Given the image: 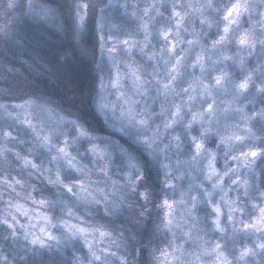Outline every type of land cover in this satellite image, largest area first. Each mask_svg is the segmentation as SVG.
Masks as SVG:
<instances>
[{
	"label": "snow or ice",
	"instance_id": "obj_1",
	"mask_svg": "<svg viewBox=\"0 0 264 264\" xmlns=\"http://www.w3.org/2000/svg\"><path fill=\"white\" fill-rule=\"evenodd\" d=\"M170 6L165 20V0L148 6L138 0H24L22 5L8 0L11 12L25 11L22 20L0 28V56L6 58L12 48L29 50L28 21L58 32L66 31V21L76 59L97 74L95 109L129 140L121 144L101 136L83 114L65 116L38 94L22 103H0V158L14 160L24 177L9 179L10 171H0V183L11 193L19 187L17 195L38 206L6 202L0 228L12 251L0 250V264H144L146 258L152 264H264V0H230L219 19L210 14L213 0L181 5L191 9L184 14L177 3ZM193 13L199 31L194 21L186 26ZM254 13L259 19L253 22ZM245 16L252 22L249 29L243 27ZM156 17L171 26L154 33ZM213 29L214 39L208 37ZM89 40L91 47L81 44ZM251 58L255 67H249ZM57 63L75 66L71 56L58 55ZM104 69L106 80L100 75ZM17 92L27 94L21 85L0 89V96ZM117 108L118 124L109 115ZM220 153L223 170L217 167ZM150 164L164 185L156 191L168 195L155 212L159 243L149 238L145 244L153 213L137 211L149 199L138 189ZM33 177L49 187L50 198L36 199V185L25 187L24 180ZM2 197L0 192V202ZM209 233L220 239H209ZM248 237H255L251 246L244 243Z\"/></svg>",
	"mask_w": 264,
	"mask_h": 264
},
{
	"label": "rangeland",
	"instance_id": "obj_2",
	"mask_svg": "<svg viewBox=\"0 0 264 264\" xmlns=\"http://www.w3.org/2000/svg\"><path fill=\"white\" fill-rule=\"evenodd\" d=\"M36 2L37 3H44V2H46V0H36ZM63 2H64V0H57V3L63 4ZM86 2H87V0H86ZM138 2L142 6H148L153 2V0H138ZM172 2L177 3V10L181 11L182 14H184L185 12H191V9L181 7V5H185L189 2H191L193 4V6H199V5L204 3V0H165L166 7L161 8V11L164 12V19L165 20L171 14V6L170 5ZM213 2H214V4H217V0H213ZM17 3L22 5L24 3V0H17ZM7 4H8V0H0V28L10 27L12 21H15L17 19L22 20V18H23V13L25 11V9L23 7H18L14 12H11L7 8ZM262 10H264V9H262ZM209 12H211V10H209ZM209 12H206L205 15H209ZM197 15L198 14L193 13L190 17H187L186 18V26H188L189 22L194 21L196 30L199 31L200 25H199V21L196 19ZM211 17H214L215 19H219V16L215 13H212ZM257 19H259V17L256 16V14L254 13L253 14V22ZM160 20H161L160 17H156V21H158V22L155 24V26L153 28L154 33H155L156 29H162V28L171 26V25L166 24V23H160L159 22ZM251 23L252 22H249L247 17L245 16L244 22H243V27L245 29H249L251 27ZM64 24H65V29H66L65 32H58L55 28L37 25V24H34L32 21H28L27 28L45 30L50 35H55L56 39H58L62 36V38L58 39V40H59V42H60V40H62L64 42V44L67 46V49L65 50V53H63V55H64V57L71 56L73 58L75 56L74 53L77 51V49L74 47L73 36L71 33V27L68 25V23L66 21L64 22ZM191 30H192V28H191V26H189V33L191 32ZM208 37L213 38V39L216 38L215 29L211 30L208 33ZM208 37L202 38L205 43H208ZM137 38L142 39V37H137ZM187 38L191 39L192 37H191V35H187ZM153 43L154 44L158 43V40L154 39ZM81 44L86 46L87 43L85 44V41H81ZM3 47H4V45H3L2 41H0V48H3ZM87 47H89L88 44H87ZM234 51H235L234 47L229 49V54H231ZM9 52L12 53L13 50L9 49L8 54H7L8 58L11 55ZM6 58L4 56H0V89L8 88L10 91H15L18 87H20L22 85L28 96H30L32 94L40 93V91H39L40 88L38 86L36 87V85L39 83L40 80L38 78H37V80H35L33 78V75H32L33 72L37 71V68L35 66L29 67L25 63V61H23L24 63H22V66L25 65L30 70L31 73H28V72H25V73L22 72L21 73L20 70L17 71L16 69L14 70L11 67V64H12L11 62H10V65H8ZM122 59H127V58L122 57ZM135 59L137 61H141V57H140L139 53L135 54ZM248 63H249V67H255V58L249 59ZM9 69H11V71H9ZM120 70L121 71L124 70L123 65H120ZM149 71H150V69H149ZM230 71L235 72L237 78L240 77L239 69L232 67V68H230ZM5 74H11V79H8L9 76L7 75V77H6ZM12 74H14V75H12ZM196 75H199L198 71H197ZM54 83L55 82L53 80V84ZM125 83H127V81ZM185 86H187V85H185ZM109 91H113V90L109 89ZM19 95H24V94L17 92L15 94V96H11V97L0 96V103H9V102H11V103H22L24 99H28V98L18 99V98H20ZM109 99L115 100L116 97L112 96V97H109ZM47 100L51 103L52 107L60 110L65 116H69V113H72L73 115L70 118H73V119L76 118L75 114H77V113L83 114V111L85 112L87 110V106H86L87 103L83 102V100L80 101L77 98L75 100L74 95H72V97H70V98H64L63 100H61V103H63V105H57L56 102L51 98L47 99ZM247 110L249 112H251L252 111V105H249ZM93 113H95V115H97V121L98 122H95V123H97V126H94L93 124H89L87 122L89 128L95 130L98 134H100L103 137L111 136L115 141H117L118 143H121V144H123V143H125V141L129 140V137H127L126 135L117 132L115 128L109 127L107 120L96 109ZM109 115L111 116L112 121L118 124V117L120 115L119 109L117 108V110L115 111V115H112L111 113ZM231 122L232 121H229V123H231ZM235 123H241V122L238 119H236ZM242 126L243 125L241 124V127ZM96 127H98V128H96ZM180 131L181 130L178 128L177 132L179 133ZM193 134L196 135L198 133L196 131H194ZM13 135H16V132H13ZM183 139L185 142V148H187L190 144V141H189L187 136H184ZM212 140L215 141L216 138L213 137ZM209 147H212L215 150V144L214 143L209 142ZM17 150L19 151L20 149L18 148ZM145 154H147V153H145ZM180 159H186V157L182 156V157H180ZM223 160H224L223 154L222 153L218 154L217 167L220 168L221 170H223ZM83 162L88 163L87 159H85ZM37 163H39V161H37ZM259 163L260 162H258V164ZM151 169H155V172L153 174L156 177V179L158 180L159 173H158L157 169L152 165H151ZM151 169H150V171H151ZM0 171H10L11 175L8 177L9 179H12L13 177H15L16 179H24V177L20 175V172H21L20 166L18 164H16L14 162V160H12L11 158H9L7 162H4L2 160V158H0ZM24 171H27V170H24ZM47 175H48V173H45V176H47ZM96 176H97V174L93 173L94 179L96 178ZM40 182L42 183V187H41ZM24 183H25V187L27 186L28 183H32V184L36 185L37 192L33 193V195L36 197V199H40L41 194L45 197L50 198V196L48 194V192H50V189L41 179L33 177L31 180L25 179ZM38 190L40 192H38ZM0 192H3V197H2L3 202H0V214L5 212L6 202L9 199L19 200V202L26 204V206L30 209H37L38 208V206L33 205L30 200H25L23 194L17 195V193L21 192V189L19 187H17L16 193H11L10 189H7L2 183H0ZM9 193H11V195H9ZM233 195H235V194L233 193ZM38 210L40 212L47 213L48 215H58L59 214L58 212L54 213L52 210L47 209V208H39ZM19 219H20L21 223H25V224L28 223L27 218H25L23 216H20ZM94 220L99 221L100 223L108 224V221L105 219H101L100 216H96L94 218ZM32 222L38 223V221H35V220ZM53 222H55V221H53ZM237 227L239 228L240 226L237 225ZM149 238L154 239V241L156 243H159L158 238H154V237L144 238L143 242H147V240ZM208 238L209 239H220L218 235L213 236L212 233H209ZM254 239H255V237H248L247 239L244 240V243L248 244V246H251V241ZM138 242H141L140 238L137 239V243ZM221 243H224V241L221 240ZM237 243L239 244L240 242L237 241Z\"/></svg>",
	"mask_w": 264,
	"mask_h": 264
},
{
	"label": "trees",
	"instance_id": "obj_3",
	"mask_svg": "<svg viewBox=\"0 0 264 264\" xmlns=\"http://www.w3.org/2000/svg\"><path fill=\"white\" fill-rule=\"evenodd\" d=\"M40 30L25 28L29 41V50L25 52L15 48L10 49L13 50V52H9L11 55L9 58H6L7 60L5 59L8 62L7 64L10 65L11 62V67L17 71L20 70L21 73H31L25 65L22 66V63H24L23 61H25L29 67L35 66L37 71L32 73L33 78L35 80H37V78L40 80L36 85V87L38 86L40 88V93L36 94L44 98L46 97V99H53L57 105H63L61 100L70 98L72 95L75 96V100L77 98L85 102L90 81V69L92 66L82 60H77L75 56L72 58L75 65L74 67H66L58 64L57 56L64 57L63 53H65L67 49L64 42L62 40L59 42L58 40L61 39L62 36L56 39L55 35H50L47 31ZM86 43L89 47L92 46L90 40L85 42V44ZM5 75L6 77L8 75V79H11V74ZM53 80L55 82L54 84ZM19 96L20 98L18 99L29 98L27 94ZM86 106L87 110L85 112L83 111V115L86 117L89 124L97 126V123H95L98 122L97 115L93 113L87 104ZM40 184L42 187L41 182ZM38 192L40 191L38 190ZM48 194L50 196V192H48ZM6 236L7 233L3 228H0V250H3L4 254L8 255L12 251V245L10 241L4 239ZM9 258L11 259V256H9Z\"/></svg>",
	"mask_w": 264,
	"mask_h": 264
},
{
	"label": "clouds",
	"instance_id": "obj_4",
	"mask_svg": "<svg viewBox=\"0 0 264 264\" xmlns=\"http://www.w3.org/2000/svg\"><path fill=\"white\" fill-rule=\"evenodd\" d=\"M230 3V0H217L216 9L215 11H212L210 14L215 13L218 16L220 15V11L227 6ZM103 79H107L108 76V70L104 69V71L100 74ZM98 91L97 88V74L95 73L94 68L90 69V81L88 86V92L86 97V103L89 106V108L94 112L95 111V104L93 101V97L95 96L96 92ZM115 142V141H114ZM134 147L139 148V144L136 142H131ZM143 151V149H141ZM151 165L147 166V175L145 176L144 180L140 182L141 187L138 189V191L142 193H148L149 199L143 200L140 203L143 205L142 208H138L137 211H141L143 213L152 212L153 218L152 222L148 223L146 225V230L149 233L151 237L158 238V234L154 233V224L156 223L155 219V212L159 210L160 208V202L163 198H165L168 193L160 191L157 192L156 189L159 187L163 189L164 185L161 184L160 180L156 179L154 176L155 169H151ZM152 242H155L154 239H151ZM145 244L149 243V240L147 242H144ZM140 242L137 243L139 246ZM144 264H152L151 261H149L147 258L145 259Z\"/></svg>",
	"mask_w": 264,
	"mask_h": 264
}]
</instances>
